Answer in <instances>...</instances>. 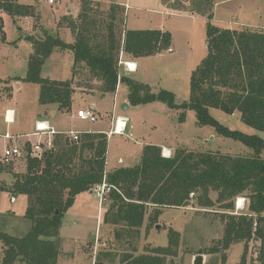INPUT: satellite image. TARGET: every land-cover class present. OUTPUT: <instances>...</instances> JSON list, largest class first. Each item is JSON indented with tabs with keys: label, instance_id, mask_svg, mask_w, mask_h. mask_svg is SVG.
Listing matches in <instances>:
<instances>
[{
	"label": "trees",
	"instance_id": "trees-1",
	"mask_svg": "<svg viewBox=\"0 0 264 264\" xmlns=\"http://www.w3.org/2000/svg\"><path fill=\"white\" fill-rule=\"evenodd\" d=\"M170 7L207 17V53L191 71L190 99L179 102L175 93L167 89L153 92L142 83L122 72L121 53L131 58L156 55L169 48L172 34L159 29H121L126 8L112 2L104 9L101 0H80L77 15L58 18V27L70 29L72 42L59 35L45 32L27 38L33 41L26 81L40 84V102L56 104L70 110L77 88L102 93L115 92L120 83L129 86V101L133 105L152 101L166 102L181 111L180 121L186 118L185 109L196 112L199 124L212 125L219 134L242 141L254 150L253 155L223 151H195L177 147L172 156L162 155V147L147 143L140 160L133 166L107 171L108 134L82 132L79 139L63 134L55 136V146L42 158L28 155L26 172L15 174L7 190L12 195L26 194L28 205L25 216L31 229L14 236L0 229L4 247L0 264H58L60 257V229L62 217L74 204L79 193L92 191L105 181L111 185L109 209L104 222L118 226L117 236H140V229L150 207L156 208L148 216V227L157 224L163 207H185L193 198L199 207L216 203L211 191L217 192L216 202L233 209L234 199H249V213L225 214L223 235V263L227 250L235 241H244L241 260L237 264H252L248 258L249 243L256 242V264H264V138L234 130L219 123L210 108H221L227 113L240 112L249 126L264 131V31L231 29L217 26L214 19V0H164ZM0 11L12 17L32 16L35 5L17 0H0ZM4 22L0 17V31L5 40ZM55 47L72 50L71 78L50 79L41 75L42 66ZM84 73L88 80L82 81ZM0 166V175L2 173ZM6 188V187H5ZM147 230V231H148ZM168 245H156L148 252L126 255L128 264H174L168 256L179 252L180 232L169 229ZM220 246L205 247V251H220ZM96 264H100L97 262Z\"/></svg>",
	"mask_w": 264,
	"mask_h": 264
},
{
	"label": "rangeland",
	"instance_id": "rangeland-1",
	"mask_svg": "<svg viewBox=\"0 0 264 264\" xmlns=\"http://www.w3.org/2000/svg\"><path fill=\"white\" fill-rule=\"evenodd\" d=\"M21 3L35 5L36 13L32 16H16L2 12L0 17L4 22L5 40L0 31V131L9 130L12 134L28 133L35 130L36 118L44 111L40 102V84L25 80L28 71L29 58L34 50L33 41L27 37L42 35L50 32L59 35L67 42L73 41L70 29L61 34L56 18L67 13L70 5L75 11L80 8V0H62V3H48L45 0H19ZM106 1V0H105ZM103 3L108 9L113 0ZM132 4L122 15L121 29L152 28L170 31L172 42L169 48L156 55L144 56L137 59L139 69L132 73V78L148 83L153 92L167 89L176 94L178 101L190 99L191 71L196 68L207 53L206 24L207 17L202 14H192L170 7L164 0H129ZM212 22L217 26L231 29L263 30L264 31V0H214ZM128 26V27H127ZM172 48V50H169ZM126 58V56H124ZM73 52L55 47L49 59L42 66L41 75L47 78L66 80L71 78ZM79 77L88 80L86 74ZM128 84L119 87L116 94L102 93L98 88L86 90L77 88L71 109L59 112L53 118L54 125L60 131L77 130L90 132L97 129L109 131L112 117L117 115L129 116L130 126L126 133H115L109 136L106 169L112 171L118 166L135 165L141 158L143 144H166L176 149L186 147L195 151H223L232 154L253 155L254 150L242 141L219 134L209 124H199L196 112L185 109L186 118L180 121L181 111L171 107L166 102L152 101L146 104L133 105L124 109L123 103L128 100ZM93 106L97 114L96 121L83 120L78 117L77 109ZM16 112V121L5 122L6 109ZM76 109V115L73 110ZM212 116L220 123L234 130L264 138V131L257 130L241 119L240 112L230 114L221 108H210ZM11 115L12 112H9ZM47 119V118H40ZM130 132L133 134L131 135ZM264 157V152L261 154ZM120 159L122 161H120ZM0 182L6 185L9 180H15V174L25 173L26 161L13 162L10 166H2ZM9 184V183H8ZM0 207L10 204V195L0 192ZM217 192L211 191L215 201L212 207H199L195 198L185 207H163V213L157 223L147 229V217L156 208L152 206L146 215V221L140 229V236L132 235L121 241L117 236L118 226L104 224V214L109 208V194L104 204L99 206L96 195L83 192L74 201L71 208L62 217L60 229V259L59 264H128L122 259L126 255H138L148 252L152 246H167L169 229L175 228L180 232L179 252L176 256H168L167 260L174 264H195L199 251L205 247L217 245L220 251L202 254V264H222L223 235L225 232V214L232 212L249 213V199L237 203L234 199L233 209L221 207ZM242 196V195H241ZM240 196V197H241ZM28 198V197H27ZM28 201L19 198L13 204L14 213L0 215V229L11 235L20 236L31 229V221L25 216ZM146 229L148 230L146 232ZM100 233V234H99ZM125 235L121 236L124 237ZM97 238L99 244H96ZM105 243V244H102ZM98 245V246H97ZM256 242L249 243L248 258L252 264L255 259ZM4 246L0 242V257ZM244 241H235L227 250L225 264H237L241 260ZM15 264H27L16 262Z\"/></svg>",
	"mask_w": 264,
	"mask_h": 264
},
{
	"label": "built area",
	"instance_id": "built-area-1",
	"mask_svg": "<svg viewBox=\"0 0 264 264\" xmlns=\"http://www.w3.org/2000/svg\"><path fill=\"white\" fill-rule=\"evenodd\" d=\"M60 0H47L48 3H59ZM169 50H172L170 48ZM121 64L125 66V69L130 71L136 70V64L131 60L123 59V53H121ZM10 110L5 113V121L10 124L14 122V119L9 118ZM77 115L79 118L88 121H96L98 119L97 114L94 112L93 108H80L77 110ZM129 123V117L117 115L114 121L113 129L111 133H121L124 134L127 131ZM57 134H63L68 138L79 139L82 132L75 130L66 132L60 131L55 126L51 125L48 119H38L36 120L35 130L31 133H16L12 134L9 130L0 131V166H10L13 162L21 161L25 159L28 155L32 157L42 158L44 154L53 149L55 146V136ZM34 138V139H33ZM162 155L165 157L172 156V150L167 147H162ZM111 185H108L105 181L94 186L93 193L99 199V206L105 203L106 197L111 192ZM15 199L12 198V201ZM239 200H245V196L237 198L238 208L240 205ZM98 243L97 241L95 242ZM98 246V245H97Z\"/></svg>",
	"mask_w": 264,
	"mask_h": 264
},
{
	"label": "crops",
	"instance_id": "crops-1",
	"mask_svg": "<svg viewBox=\"0 0 264 264\" xmlns=\"http://www.w3.org/2000/svg\"><path fill=\"white\" fill-rule=\"evenodd\" d=\"M19 3H21L19 0H17ZM46 2H47V0H45ZM62 0H60L59 1V3H62L61 2ZM101 1H103V3H108V1L106 0H101ZM113 1H116L117 3H119L120 5H122V6H124L125 8H126V11H127V9L128 8H130L131 6H132V4H131V2L129 1V0H113ZM23 4H26V3H23ZM53 4V3H52ZM30 5V4H29ZM67 9H68V12L66 13V14H69V13H72L73 15H77V13H78V11H79V7L76 9V11H75V9H74V7L73 6H69V7H67ZM125 11V12H126ZM0 14H2L3 15V13L2 12H0ZM193 14V13H192ZM62 15H65V13H63V14H60V16H62ZM60 16H58V18L60 17ZM27 18V17H26ZM58 18H56V20H58ZM57 23H58V21H57ZM128 27V26H127ZM149 29H152V28H149ZM161 30H164L163 28L161 29ZM67 31H68V29L67 28H60V32H61V34H63V33H67ZM71 38H72V36H71ZM74 40V39H73ZM173 40V39H172ZM70 42H72V41H70ZM69 42V43H70ZM72 51V50H71ZM123 59H125V60H131V61H133L135 64H136V70H134V71H130L129 69H125V66L124 65H122V72H123V74H125V75H129V76H132V73H134V72H137L138 71V69H139V63H138V61H137V59H139V58H131V57H129V56H126V58L123 56ZM123 84H125V83H120L119 85H118V87H117V89H116V91L115 92H113L114 94H116V92L118 91V89H119V87H121ZM129 92V91H128ZM128 92H127V94H128ZM73 101H74V97H73ZM126 104L128 103V106H127V108H129L130 107V101H129V94H128V100H125L124 101ZM125 103H123V104H125ZM93 107V106H92ZM81 107H78V109H80ZM77 109V110H78ZM124 109H126V108H124ZM7 110H12L13 112H14V115H15V117H14V121H16V112H15V110L14 109H11V108H7L6 109V111ZM65 110H61V109H59L58 108V106L56 105V104H47V105H44V111L42 112V113H38L40 116L39 117H37L36 118V120H38V119H40V118H47L49 121H50V123L52 122V120H53V118H55V117H57L58 116V113L59 112H64ZM73 112H74V114L76 115V109L75 110H73ZM236 113H238V112H236ZM236 113H234V114H236ZM122 116H125V115H122ZM128 116V115H127ZM126 116V117H127ZM129 117V116H128ZM115 118L116 117H112V119H111V125H114V121H115ZM6 122V121H5ZM129 122H130V119H129ZM52 124V123H51ZM129 126H130V123H128V128H129ZM128 128H127V130H128ZM113 129V127L112 128H110L109 129V131H107V130H105V129H97V130H95L94 132H104V133H107L108 134V141H109V136L112 134H114V133H111V130ZM77 131V130H76ZM78 132H80V131H78ZM28 133H31V132H28ZM116 133V132H115ZM130 134L132 135L133 133L132 132H130ZM34 139V138H33ZM144 146L146 145V144H143ZM157 145H159V146H161V147H167V148H170L171 150H172V152L174 151V148H171V147H169V146H167L166 144L164 145V144H162V145H160V144H157ZM143 146V147H144ZM142 147V148H143ZM107 149H108V147H107ZM143 151V150H142ZM120 161H122L121 159H120ZM107 162V161H106ZM118 167H120V166H118ZM108 171V170H107ZM110 172V171H109ZM2 175H4V173L2 172L1 173ZM1 176V175H0ZM1 178V177H0ZM10 182H8L6 185H3V184H1V182H0V192H7L10 196V204L11 205H7L8 204V199H7V204H6V206H4V207H0V215L1 214H3V213H7V212H9V213H14V211H13V207H12V205L13 204H16V203H18V199L19 198H23V199H25V200H27L28 201V196L26 195V194H19L18 196H15V195H12L11 193H10V191L9 190H7L8 189V187L11 185V183L14 181V180H12V179H10L9 180ZM6 187V188H5ZM88 193H91L93 196H94V193H93V190L92 191H87ZM83 193V192H82ZM81 193H79L78 195H77V197H79V195H80ZM76 197V198H77ZM12 198H14L15 200L14 201H12ZM0 199H1V196H0ZM109 209V208H108ZM108 209H107V211H108ZM106 211V212H107ZM106 212H105V214H106ZM105 214H104V216H105ZM147 220H148V217H147ZM144 221H146V219L144 220ZM104 224H106V225H112L113 227H115L116 225L115 224H110V223H107V222H105ZM144 224H145V222H144ZM158 224V223H157ZM146 225V224H145ZM148 225H149V223H148ZM148 225H146V227H148ZM159 226V224L157 225V227ZM117 227V226H116ZM143 227V226H142ZM146 232H147V229H146ZM148 233V232H147ZM100 234V233H99ZM123 236V235H122ZM120 238H122L121 239V241H123V240H127V235H125L124 237H119V239ZM98 242H99V239H98ZM2 243V242H1ZM102 244H105V243H102ZM2 245H3V243H2ZM4 246V245H3ZM2 250H3V248H2ZM2 252V251H1ZM59 259H60V257H59ZM58 264H59V260H58Z\"/></svg>",
	"mask_w": 264,
	"mask_h": 264
},
{
	"label": "water",
	"instance_id": "water-1",
	"mask_svg": "<svg viewBox=\"0 0 264 264\" xmlns=\"http://www.w3.org/2000/svg\"><path fill=\"white\" fill-rule=\"evenodd\" d=\"M40 38H42V37H40ZM127 106H128V103L126 104H123V108H127ZM92 107V106H91ZM93 108V107H92ZM202 254H203V250L201 249L200 251H199V254H198V256L195 258L196 259V262H195V264H202L203 263V259H202Z\"/></svg>",
	"mask_w": 264,
	"mask_h": 264
},
{
	"label": "bare ground",
	"instance_id": "bare-ground-1",
	"mask_svg": "<svg viewBox=\"0 0 264 264\" xmlns=\"http://www.w3.org/2000/svg\"><path fill=\"white\" fill-rule=\"evenodd\" d=\"M9 112H12L11 115L8 113L9 118H10V119H12V118L14 119V117H15L14 112H13L12 110H10ZM239 202H240V205H241V203H242L241 200H239Z\"/></svg>",
	"mask_w": 264,
	"mask_h": 264
}]
</instances>
